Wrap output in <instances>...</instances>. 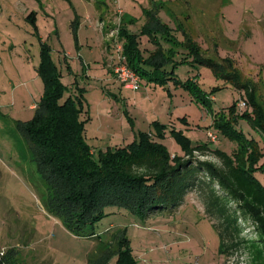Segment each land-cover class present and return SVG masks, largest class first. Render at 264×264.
I'll return each mask as SVG.
<instances>
[{"label":"rangeland","instance_id":"1","mask_svg":"<svg viewBox=\"0 0 264 264\" xmlns=\"http://www.w3.org/2000/svg\"><path fill=\"white\" fill-rule=\"evenodd\" d=\"M146 11L174 36L178 34L180 43L188 35L203 46L206 58L220 64L230 60L241 82L255 89L257 103L264 110V0H0V264H118V259L109 256L106 261L104 247L114 231L118 234L124 229L105 231L118 209L106 210L108 215L93 228L97 238L78 237L76 230L52 212L53 187L39 173L18 127L33 120L44 94L39 67L45 44L56 65L59 59L64 64L62 82L68 88L64 100L78 96L79 89L85 92L82 120H87L88 137L98 132V138H108L116 147L146 134L171 157L184 155V138L233 155L238 142L220 132L212 141L208 134L215 116L223 113L237 119L236 129L247 139L258 141L264 154V135L242 119L248 105L238 107L240 91L230 80L216 77L209 67L186 64L176 70L175 80L163 84L141 80L142 89L137 92L119 90V101L104 94L102 89L108 84L95 80V72L89 73L82 63L80 69L74 63L75 72L82 76L68 78L67 64L78 57V49L102 46L105 58L112 65L116 62L122 45L115 28L121 19L133 21L127 27L137 34L142 54L148 58L155 47L142 32L148 20ZM32 12L37 30L26 19ZM178 52L188 57L186 50ZM86 75L89 82L82 79ZM113 78L117 81L115 75ZM100 150L102 147L95 148L94 154ZM200 159L218 162L213 157ZM262 164L264 157L259 166ZM255 176L264 186V173L256 172ZM132 217L131 224H136ZM148 219V225L143 224L146 219L132 225L141 230L140 240L129 247L142 256L137 264H252L245 248L231 257L222 256L214 228L217 221L206 214L198 191L188 194L184 205L171 215ZM240 224L243 237L255 238L251 221L241 219ZM132 226L130 235L136 230ZM161 245L163 249H158Z\"/></svg>","mask_w":264,"mask_h":264},{"label":"trees","instance_id":"2","mask_svg":"<svg viewBox=\"0 0 264 264\" xmlns=\"http://www.w3.org/2000/svg\"><path fill=\"white\" fill-rule=\"evenodd\" d=\"M146 13L148 20L142 32L156 43L148 58L140 50L137 34L127 29V24L133 21L121 19L115 28L117 38L123 42L122 54L128 67L142 81L156 84L175 80V72L182 65L209 67L216 77L230 80L240 91L241 99L248 105L242 119L264 135V110L257 103L255 89L241 82L232 62L224 59L220 64L206 58L200 46L188 36L175 46L186 50L188 57L176 62L178 52L174 48L164 49L156 41V36L161 35L169 42L171 32L151 11ZM26 19L38 29L34 12ZM172 41L176 45V40ZM39 76L44 82V94L35 117L18 127L39 173L53 187L52 212L76 230L78 237L97 238L93 228L108 215L109 208L125 210L147 220L155 215H171L184 205L188 194L198 191L206 214L217 221L214 228L222 256L231 257L245 248L252 264H264V186L255 176L256 172L264 173V164L259 166L264 154L258 141L247 139L236 129L237 119L222 113L215 116L212 125L216 132L238 142L233 155L209 144L193 145L189 139L182 138L184 155L171 157L146 134L128 145L102 149L95 155L86 139L87 120H82L85 92L79 89L78 96L64 100L68 88L46 44L42 47ZM202 102L206 103L205 98ZM234 113L235 106L231 108L232 117ZM200 157H213L218 162L202 161ZM241 219L252 222L255 238L242 236ZM113 237H116L114 246L109 243L104 246L106 261L109 256L117 257L118 264H137L125 231Z\"/></svg>","mask_w":264,"mask_h":264},{"label":"crops","instance_id":"3","mask_svg":"<svg viewBox=\"0 0 264 264\" xmlns=\"http://www.w3.org/2000/svg\"><path fill=\"white\" fill-rule=\"evenodd\" d=\"M125 22H128V21L125 20ZM145 23H147V21H145ZM127 29H128V31L130 33L136 34V33H134V31H131L128 27H127ZM104 33H105L106 36L108 35V31L107 32H104ZM175 34H177V33H175ZM170 36H171V38H170L171 40L169 42L166 41V36L165 37H162L161 35L156 36V41H157V43H159L160 45H162V47L164 49L174 48L177 52L180 51V50H184L182 47H178V48L175 47V46H179V44H182L179 41L180 39H179L178 34L176 36H174L173 34L170 35ZM172 39L176 40V42H177L176 45H174V41H172ZM119 42L121 43V45H123V42L120 39H119ZM149 43H151V39H150ZM106 44H107V47L110 46L108 43H106ZM151 44H153L154 45L153 47H155V49H156V45H155L156 43L153 42ZM164 44H167L168 46H171V47L167 48L166 45H164ZM200 48L202 49L203 46L201 45ZM107 50H109V49L107 48ZM107 50L105 49V51H107ZM140 50H141V48H140ZM86 51H87V56H86V53H85ZM202 51H203V49H202ZM77 52H78V57H77L78 59L76 58V55H75V58L73 59V63H72L73 65L69 62V60H67L68 54H66V52H65V54L63 56L66 59L65 63L67 64V62H69L67 64V66H68L67 73H69V77L68 78H72L73 76H75L76 78H78V77H81L82 76V75H80V73H76L75 72V69L76 68H74V65H75L74 63H77V66L79 65V69L81 68L80 67V63H82L84 67L86 66V67L89 68V70H90L89 73H91V71L95 72V74H94L95 80H101L102 79V81H103L104 84H106V85L108 84L107 88L102 89L104 91V94L107 93L108 96H110L111 98H114V99H116V100L119 101V98H120V95L118 94V91L119 90L122 91V93H123V91H131V90H127V89L122 88V86H121L120 83H118L117 81L113 80L114 79L113 78L114 77V75H113V67H114V64L112 65V62H110V59L108 61L105 58V56H104V49H102V46H100L99 48L89 47L87 50L86 49L85 50L78 49ZM87 57H90L92 60H94L96 64L92 65L91 64V61H87L88 60ZM185 58H187V57H183V55L179 54V52H178V54L175 57V61L176 62H181ZM91 59H89V60H91ZM188 61H191V59H189ZM58 65H59L58 68L60 69V73H61L62 80H63L65 78L66 73H65V70H64V64H63V62L60 59L58 60ZM181 67H183V65L180 66L179 68H181ZM199 72L201 74V71H199ZM87 77H89V76H87V75H86V77L83 76V78H82L83 81L89 82V79H87ZM113 82L116 83V84L113 85V86H111L110 84H113ZM96 88H98V87H96ZM137 96L138 95H136V97ZM87 114H89V112H87ZM86 132H87V130L85 128V134H86ZM210 132L213 133V134H215L216 136H218L217 135L218 133L216 131H214L213 128H210L208 130V134ZM97 135H99L98 132H96V134H95V132L91 133V135L89 137L86 134L87 142L91 146L93 153L94 152L96 153L95 148H101L102 147V149L104 150V149H107L109 147H111V148L123 147V145L122 146L117 145L116 147H114L113 145H111L112 144V141L111 140H108V138H106V139H102L101 138L100 139V138L97 137ZM189 140L191 141V143L193 145L200 144V143L194 144L191 139H189ZM220 150H222V149H220ZM127 214H128V212L125 211V210H117L116 213H115V215H117V217L111 216V220L112 221L110 222V224L108 225V227L105 229V231L112 230V229H115V228H117V229L118 228H124V229H121V231H125V235L128 238V240L130 241V244H133V241L134 240H137V239H138V241L140 240V237H139L140 236L139 235L140 233H139V231H141V230H139V226H138V228L136 227L138 225L137 223L139 222V219L136 218L137 219L136 220L134 218V216L133 217L131 216L135 220L134 222L136 223V224H131L133 221L130 219L131 217H129L130 214H128V215ZM143 224L144 225H148L149 224V219H147V222L146 223H143ZM132 225H136V226H132ZM130 226H132L134 229H136V230H134V232L131 235H130V231H129ZM165 228H167V227H165ZM118 230H120V229H118ZM114 233H115V231H114ZM98 234H100V233H98ZM113 234H111L112 240L110 241V243L107 242V243H109L110 246L114 245L115 242H116V240H115L116 237L114 238L112 236ZM101 239H100V241L104 242L103 238H101ZM157 248L158 249H163V245H161L160 247L157 246ZM153 251H157V250H154L153 249ZM133 256L135 257L137 263H138V261L140 259H142V256H140V257L136 256L134 250H133ZM112 260H117V257L112 258Z\"/></svg>","mask_w":264,"mask_h":264},{"label":"built area","instance_id":"4","mask_svg":"<svg viewBox=\"0 0 264 264\" xmlns=\"http://www.w3.org/2000/svg\"><path fill=\"white\" fill-rule=\"evenodd\" d=\"M115 33L117 36L118 30L115 29ZM117 52H118V56L116 58V62L114 63V67H113L114 75L118 83H120L123 88L127 90H131L133 92H137L142 87V81L139 78V76L128 67L126 63V59L122 54L123 52L122 46L118 47ZM238 107L242 109L246 108L247 107L246 101L241 99ZM209 138L212 141H216L217 136L216 135L214 136L213 133H209Z\"/></svg>","mask_w":264,"mask_h":264}]
</instances>
